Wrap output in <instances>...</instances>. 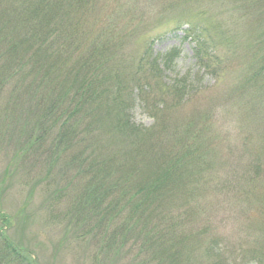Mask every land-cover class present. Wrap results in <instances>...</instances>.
<instances>
[{"label": "trees", "instance_id": "trees-1", "mask_svg": "<svg viewBox=\"0 0 264 264\" xmlns=\"http://www.w3.org/2000/svg\"><path fill=\"white\" fill-rule=\"evenodd\" d=\"M188 2L182 0L180 4ZM247 2L245 9L252 8L250 16L256 29L250 45L253 65L247 69L250 74L244 76L241 87L247 82L255 86L252 99L261 101L264 0ZM92 3L0 0V111L7 114L8 123H13L12 128V124L7 126L13 137L0 130V135H9V141L2 143L4 150L0 145L5 169L18 171L24 167L35 173L40 170L35 184L56 186L50 200L66 201L55 214L65 220L64 235L67 241L91 246L92 260L106 261L111 256L117 259L130 254L129 260L135 264H162V253L157 256L153 251L162 242L155 226L172 217L165 210L175 204L174 199L198 198L199 181L210 173L211 165L206 160L211 150L183 142L176 153H165L149 165L144 176L143 170L133 164L129 168L127 161H132L137 151L132 152L125 142L122 151L110 140L106 146L109 150H100L99 132L106 129V118L116 119L110 127L112 134L123 133L126 142V135L145 134L147 128L131 119L132 108L141 103L155 118L159 101L144 86L153 87L163 69L149 48L153 38L148 43L144 38L145 47L137 58L124 52L125 41L134 33L135 22L142 19L144 12L125 13L124 24L122 17L116 16L118 25L110 19L92 34L82 21L86 14L76 13L79 7L89 8ZM74 20L81 23L73 26ZM180 29L184 37L194 41L192 49L198 66L207 71V64L211 63L205 46L212 43L208 27L180 18L171 31L177 33ZM171 60L166 58V65ZM177 80L180 84L181 80ZM111 113L113 117L109 116ZM190 134L182 132L177 136L184 140ZM174 188L178 190L176 197L172 195ZM191 207L199 211V204ZM164 212L167 215L161 216ZM0 218V264H41L33 248L10 236L6 228L9 218ZM251 249L246 251V261L264 264V242L261 245L256 240Z\"/></svg>", "mask_w": 264, "mask_h": 264}, {"label": "rangeland", "instance_id": "rangeland-1", "mask_svg": "<svg viewBox=\"0 0 264 264\" xmlns=\"http://www.w3.org/2000/svg\"><path fill=\"white\" fill-rule=\"evenodd\" d=\"M181 1L91 0L89 8L79 7L76 11L86 14L82 21L92 34L110 19L118 25L116 16L144 12L142 19L135 22L134 33L126 39L124 52L137 58L145 42L155 39L149 48L163 69L153 87L144 86L159 101L154 103L158 108L155 118L141 103L132 108L131 119L147 128L145 134L126 135V142L123 133L112 134L110 127L116 119L110 117L105 119L106 129L99 132L98 145L100 150H109L106 146L110 140L122 151L123 143L128 144L137 155L127 164L143 170V176L149 165L165 153H176L183 142L211 150L206 160L211 165L210 173L199 181L198 198L174 199L175 204L165 210L169 215L162 213L172 217L155 226L162 242L153 251L157 256L162 253V264H221L223 260L228 264L234 260L250 264L246 251L252 250L256 240L261 245L264 242V98L252 99L255 86L249 82L241 87L244 76L250 74L247 69L253 65L250 45L256 22L250 16L252 8L245 9L247 0H189L185 5ZM180 18L208 27L212 43L205 46L211 63L207 71L198 66L192 49L194 41L183 36V29L171 31ZM124 21L122 17L123 24ZM80 23L74 20L72 25ZM166 58L172 59L169 65ZM176 79L181 80L180 84ZM6 115L0 111V130L13 137L7 128L11 124L12 128L13 123H8ZM109 116L113 117V113ZM182 132L200 135L190 134L180 140L177 135ZM2 133L0 145L4 150L2 143L9 141V135ZM1 149L0 216L9 218L6 228L10 236L33 248L41 264H135L129 260L130 254L117 259L111 256L106 261L92 260L91 246L67 241L65 220L55 215L66 201L50 200L56 186L46 189L35 184L40 170L5 169ZM177 191L174 188L173 197ZM194 204H199V211L191 207Z\"/></svg>", "mask_w": 264, "mask_h": 264}]
</instances>
